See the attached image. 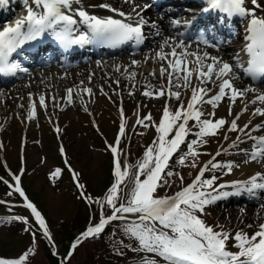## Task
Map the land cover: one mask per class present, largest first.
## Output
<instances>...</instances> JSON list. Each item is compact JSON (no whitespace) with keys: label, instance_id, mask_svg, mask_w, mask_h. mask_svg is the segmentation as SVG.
<instances>
[{"label":"snow or ice","instance_id":"snow-or-ice-1","mask_svg":"<svg viewBox=\"0 0 264 264\" xmlns=\"http://www.w3.org/2000/svg\"><path fill=\"white\" fill-rule=\"evenodd\" d=\"M9 0H0V7L7 6ZM26 15L9 23L0 30V74L15 75L17 72H27L18 62L11 58L14 53L22 49L29 42L38 41L50 36L64 49L73 46L98 44L101 46L116 47L126 42L141 45L145 41L144 27L149 24L144 16V9H133L126 13L108 3L91 5L93 8L106 9L112 15L101 16L94 14L82 6V0H23ZM201 16L216 15V24L212 26L211 33L201 32L197 51H190V45L184 40L168 37L157 52L156 57L161 64L160 76L167 78V84L156 87L145 85L142 95L147 98L165 99L163 113L159 123L147 116L138 118L136 124L144 128L155 127L157 137L149 145L144 157L137 163L136 171L129 179L127 167L122 168L120 140L126 136L127 120L124 110L120 108L121 123L115 144L108 148L113 154L114 182L107 189L104 196L93 198L86 194L85 185L81 183V174L68 163L63 145L59 151L64 155V164L79 192V199L84 200L89 207L98 205L99 220L89 222L88 227L81 232L71 244L67 257L60 261L66 264L74 252L85 241L98 239L105 229L114 221L125 222V233L135 242L130 250L149 254L143 264H158L159 258L163 264H264V223H261L254 233L249 235L242 229L231 232L222 226H213L206 223L203 218L206 208L217 201L231 196L248 194L256 196L264 192V172H257L246 180H237L230 185H216L217 176L205 178L206 172L224 169L230 174L238 165L229 161L222 163L217 157L232 149H238L245 155L244 163H264V92L255 87L241 88L236 85L240 73L253 81H264V2L262 0H204L201 5ZM133 13L135 15H133ZM119 17V18H117ZM233 18L244 19L246 26L243 37L245 43L241 48L247 59L239 53L225 60L219 55H210L208 51H200L199 45L205 48L219 50L220 44L216 42V26L226 28ZM173 26H181L180 19L171 21ZM194 21L185 20V27H190ZM154 23H153V25ZM83 29V30H82ZM157 31V35H159ZM168 48L169 51L164 49ZM140 62L132 60V65ZM119 70V69H118ZM136 73H130L129 78L135 79ZM149 75L155 77L153 71ZM195 78V81H194ZM119 84V81H116ZM211 85V87H209ZM190 92L187 103L182 98ZM249 93L255 94L247 100ZM134 95L133 92L129 93ZM77 96L93 95L92 88H81L75 93ZM107 95V93H105ZM54 99V98H53ZM177 101L179 106L173 111L169 101ZM228 102V119L216 118V109L225 101ZM238 100L245 101L239 112L233 114L232 109ZM66 102L74 103V91L68 88ZM251 112L252 117H260L261 121L253 125L249 119L241 126L238 122L241 116L249 111V105H257ZM38 105L47 108L46 97L40 95L38 100H32L30 111L27 114L29 121L38 115ZM204 105H210L212 111L205 112ZM85 111H88L85 107ZM194 122L189 127V122ZM56 133L61 128H55ZM224 133L223 139L229 141V133L236 132L235 140L229 143L228 148H219L213 155L203 153L200 149L208 142V138ZM195 137L188 140L189 136ZM252 141L250 149H241L240 144ZM187 144V151L179 157L178 163L200 170L195 179L183 186L173 195L159 196L157 190L169 185V177L177 176L183 184L184 177L170 169L169 163L173 155L180 151L181 145ZM3 145L0 144V148ZM209 155L211 159L198 165L201 155ZM190 161V162H189ZM62 169L56 168L50 173L55 180L62 175ZM24 168L18 174H12L14 183L4 180L15 193L23 197V207L30 210L38 229L43 232L49 243L55 247V242L48 224L38 211L36 205L28 198L21 186ZM141 176L144 179H141ZM0 180H3L0 177ZM132 185L130 191L125 193L128 184ZM123 186V187H122ZM226 187L234 190L224 191ZM11 194V193H9ZM5 201H0V204ZM106 209H110L107 214ZM21 222L29 225L27 217L13 216L10 220L0 218V223ZM249 227H252L249 225ZM31 232L32 247H29L18 258L0 257V264H30V258L36 255V231L29 225L24 229ZM232 247L229 249V242ZM54 255L56 253H53ZM119 252L118 255H123Z\"/></svg>","mask_w":264,"mask_h":264},{"label":"rangeland","instance_id":"rangeland-1","mask_svg":"<svg viewBox=\"0 0 264 264\" xmlns=\"http://www.w3.org/2000/svg\"><path fill=\"white\" fill-rule=\"evenodd\" d=\"M109 62L110 61L105 60L100 62V65L106 68L110 65L108 64ZM96 68L97 63H92L90 67L88 66L86 75L90 78L89 83L91 82V78L94 77L93 73ZM116 70L125 78H129L130 73H136L135 85L131 84L127 86V88H121V84L118 79L116 81H119V84L115 81L114 86L108 89L101 86L102 84L99 81H95V83L91 84V86L96 85L98 89L101 86L100 95H94L91 97L84 95L85 100L88 102V105L86 106H84L82 102L84 98L81 99L79 103L74 101L73 104L69 105L67 102L60 103L57 102L55 98L52 99L47 97V95L52 97V95L57 94L58 91L67 90L68 88H84L82 87L83 83L72 80V78L77 79V76L83 75V71L80 72L79 70H75L72 73L69 72L62 74L53 82L49 83V85L44 84L43 80L40 79L38 81H33L36 86L31 88L30 84L32 81L29 77H27L25 80L9 86L11 88L22 89V92L19 91L17 93L10 94L6 98L4 109L7 112V115L2 121H0V139H2L4 143L3 150L7 158H9L11 166L17 170L19 166V142L23 136H26L28 139L27 158L34 160V164H32L34 170L29 173V165L24 180L25 182L29 181L33 187H35L34 191L39 192L41 195L44 194L42 195V198L45 200L48 207V209L45 210V213L50 217L63 219L70 214L69 211H65L64 207L60 205L63 203V199H58L60 196H55L51 193L50 185L55 184L59 187L64 185V176L61 175L55 180L52 179V181L48 180L46 183L44 180L46 172H48L49 168L58 164L55 152L57 153L60 139L66 143L67 149L71 152L73 157L75 156L77 160L81 162V167L86 168L88 172L86 182L91 184L93 188L95 187L97 192H102L106 185L105 180H109L110 172L109 162H107L105 156H103L104 153L102 151V143L105 141V138L112 140L116 134L118 121L116 107L119 104V99L121 100L122 98L125 101V109L128 114L126 136L123 137L120 142V147L122 145L123 153L122 161L124 168L127 167L130 174L132 171H134V173L136 171L135 166L137 164L134 167H130L128 164L127 147L129 144L131 149L134 145V141L131 139V134L137 126V114L140 117L141 110L143 112L142 116L143 114L147 116L150 113L152 120L157 123L158 115L165 104V99L162 98L158 100L155 98H147L142 95V92L145 90V85L151 84L158 86L162 80L159 70L158 72L154 70L156 72L155 77L146 73L143 67L133 68V70H131V68L129 69V67H123L117 68ZM130 92H133L134 95H130ZM105 93H107V95H105ZM34 94H37V96L42 94L46 97L47 108L44 109L38 105L37 117L29 121L27 119V114L30 111L32 98L31 101H29L28 98ZM123 95H125V97ZM182 98L185 100L186 104L187 97L184 95ZM170 104L173 111H175V109L179 106V103L174 100L170 101ZM85 107H87L88 111H85ZM210 108V105H204V111L206 113ZM54 114L57 115V118H54ZM50 117H52V119L59 120L58 122L61 124L60 137L52 133L50 127ZM217 117L219 118V115L216 114V118ZM94 121H97L100 124L99 129L95 128L96 131L93 127ZM193 123L194 122L192 121L189 122L190 128ZM223 135L224 133L221 132L219 136L208 138L207 144L203 146L200 151L203 153H211V151L216 150L217 146L224 141ZM135 137H143L149 142L153 137H155L154 140L156 139L157 133L155 127H142L140 129L138 127L135 131ZM194 138L195 137L190 135L188 140ZM185 147L187 148V144H185ZM145 150L138 162L143 159ZM237 150L232 149L229 152L231 156L225 157L223 163L232 161L235 162L238 167H235L230 174H225L226 170L221 169V171H219L221 179H240L241 176H245L241 169L244 164L249 163H244L246 158L245 155ZM186 151L187 150H185L184 153ZM205 156L207 157L208 155L205 154ZM69 157L70 161L74 163L73 158L71 156ZM203 157L204 156H201V158ZM257 163L262 165L260 162ZM1 171L2 168L0 165V172ZM235 171L238 172L235 173ZM1 193L2 190L0 187V194ZM261 199L262 202L249 206V213L247 212L248 210H243L244 207L240 209V206L232 207L225 205L228 198L225 199V202L217 201L215 204L210 205V210L215 219L219 222V225L222 226L224 230L229 231L234 235L236 231L242 229L244 232L251 235L258 230L261 223H264V197ZM250 213V216L246 215ZM249 225L252 227H249ZM4 228V226H0V240L4 238V235L12 233V231L6 232V229ZM5 247L7 246H0L1 249H4ZM231 250L236 251L237 249L232 248ZM147 255L149 256V254ZM160 261L161 264H163V261Z\"/></svg>","mask_w":264,"mask_h":264},{"label":"trees","instance_id":"trees-1","mask_svg":"<svg viewBox=\"0 0 264 264\" xmlns=\"http://www.w3.org/2000/svg\"><path fill=\"white\" fill-rule=\"evenodd\" d=\"M139 152L136 151L133 160L138 158ZM77 164L81 166V162L75 158ZM84 173L85 179L88 174L86 168L81 167ZM69 182V181H68ZM180 180L169 182L166 188L159 192L160 195H164L170 192L172 189L180 185ZM109 183V182H108ZM168 187L170 189L168 190ZM33 185L29 182L28 191L34 195L36 201L42 206L44 210H47V203L42 198V195L37 191H34ZM72 194L61 193L59 199H63V203L60 204L64 207L65 211H69L70 214L63 219L50 218L51 228L57 238L58 243H63V246L67 248L65 240L73 239L75 234L73 230L79 228L85 229L86 222L90 220L92 213L91 208L82 199H79V193L75 190V187L70 183L67 187ZM92 195L97 193L93 189H88ZM11 211H3L2 213L8 214ZM107 214H110L111 210L106 209ZM100 214L96 212V218H99ZM6 221L10 220L9 217L5 218ZM208 224L211 222L208 220ZM9 224V231H12L9 235H4L0 240V246L5 245L4 249L0 248V257L16 256L23 253L29 247H32V235L31 232H26L24 229L28 227L21 222L11 221ZM33 231H36V255L30 258V264H60L59 257L53 253V246L44 237L41 232L31 227ZM125 222H112L106 229L102 236L98 239H92L84 242L79 248L76 255L72 258L69 264H141L142 258L138 252H133L130 247H135L134 240L128 236L125 231ZM125 245L130 247H125ZM119 252H123V255H118ZM11 253V254H10ZM16 253V254H14ZM82 253V255H81Z\"/></svg>","mask_w":264,"mask_h":264},{"label":"bare ground","instance_id":"bare-ground-1","mask_svg":"<svg viewBox=\"0 0 264 264\" xmlns=\"http://www.w3.org/2000/svg\"><path fill=\"white\" fill-rule=\"evenodd\" d=\"M241 46L243 47V43L241 44ZM241 46H240V43H238L236 48L240 49ZM197 50H198L197 48H194V51H197ZM218 55L222 56L225 60L231 61V58L233 56H235L236 54H235L234 50H231V51H228V52H222V53H220ZM242 58L245 59V56L243 55ZM129 61H130L129 59L123 58V59H121V61L112 62L111 63V66L114 67V68H111V69H96V73H95L94 77L91 78L92 81L90 83H89L90 78L85 76L86 74H83L82 76L77 77V79H74V78H72V79L76 80L77 82H80V83H83L85 85H88V86H90L91 84L95 83V81H99L102 84V86L107 87V85L113 84L115 82V80H117V79L120 80L121 86L123 85L124 87H126V86H129L130 84L135 85V82H136L135 79L133 80V79H130L128 77L125 78V77H123L121 75L120 72H118L115 69V68H118L120 65H121V67L127 66L129 64ZM143 62H144V64H148L149 66L155 67V68L163 63V62L158 61V60H155V61L146 60V61H143ZM85 68L83 69L84 73H86V69ZM50 72L46 73V75L49 76L50 78L53 77V76L57 77L58 75L61 74V73H59V71L57 69H53ZM241 75H242V73H240V79L236 81V84H237V86H239L241 88H245L247 86L244 84V81L241 79ZM83 76H85V77H83ZM33 78L36 80L37 77L33 75ZM194 81H195V78H194ZM49 83H51V82H49ZM44 84H46V83H44ZM94 87H95V89L92 88L93 94L97 96L98 95V89H97L96 85ZM66 91L67 90L58 91V93L56 94L57 97H59V99L62 102L66 100ZM0 92H2L1 95H0L1 96L0 97V121H2L4 119V117L7 115V112L4 109V105L6 104L7 96L10 95V94L19 92V90L15 89V88H13V89L0 88ZM75 93L76 92H74V99L76 101H80V99H82L84 97V95L77 96V95H75ZM254 95L255 94H253V93H249V95L247 97V100H251L254 97ZM185 96L188 98L190 96V92L185 93ZM31 98L32 97L29 96L28 99H31ZM33 98H34V100H38V96H36V94L33 95ZM244 103H245V101L238 100L236 102V105L232 109L233 114L239 112L240 109L243 107ZM257 105H259V104H257ZM251 107H252V105H250L249 109ZM210 111H212V109L209 110V112ZM215 111H216V114H219L220 117H226L228 119L232 118V117L228 116V102H227V100H225L218 107V109L215 110ZM251 112L252 111H248V112L244 113L241 116V118H240V120L238 122L241 126H243V124L246 123L249 119L252 120L253 125L256 124V123H259L261 121L260 117H252L251 116ZM250 143H251V141H247L246 143H242L240 145L247 146V145H250ZM241 170L244 171L243 172L244 174L251 175V176L254 175L255 173L259 172V171H264V169H258V165L253 163V162L249 163V164H244L242 166ZM246 215L250 216L251 213L250 214H246Z\"/></svg>","mask_w":264,"mask_h":264}]
</instances>
